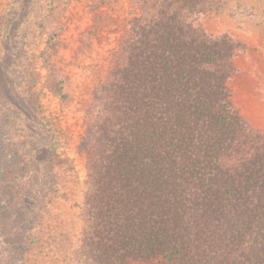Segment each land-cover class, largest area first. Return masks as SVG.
I'll list each match as a JSON object with an SVG mask.
<instances>
[{
	"label": "trees",
	"instance_id": "16d2710c",
	"mask_svg": "<svg viewBox=\"0 0 264 264\" xmlns=\"http://www.w3.org/2000/svg\"><path fill=\"white\" fill-rule=\"evenodd\" d=\"M146 9L89 111L79 256L83 264H264V137L232 164L247 126L228 88L239 43L207 34L181 10ZM24 177L0 172V238L27 221ZM11 252L0 250V264Z\"/></svg>",
	"mask_w": 264,
	"mask_h": 264
},
{
	"label": "rangeland",
	"instance_id": "374dc122",
	"mask_svg": "<svg viewBox=\"0 0 264 264\" xmlns=\"http://www.w3.org/2000/svg\"><path fill=\"white\" fill-rule=\"evenodd\" d=\"M204 1L0 0V172L25 176L30 209L26 223L0 238V250L15 251L8 264H83L89 111L146 4L181 10L207 34L239 43L228 88L247 126L232 164L261 149L264 0Z\"/></svg>",
	"mask_w": 264,
	"mask_h": 264
}]
</instances>
